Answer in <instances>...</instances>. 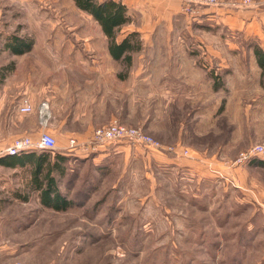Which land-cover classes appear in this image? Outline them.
Wrapping results in <instances>:
<instances>
[{
	"label": "rangeland",
	"instance_id": "1",
	"mask_svg": "<svg viewBox=\"0 0 264 264\" xmlns=\"http://www.w3.org/2000/svg\"><path fill=\"white\" fill-rule=\"evenodd\" d=\"M61 2L53 0V7ZM202 17L186 15L180 6L178 15L140 34V40L149 57L184 52L200 67L222 73L219 95L213 96L220 107L211 127L204 133L194 129V114L185 104L189 111L171 114L153 135L163 150L132 145L138 155L127 157L121 150L101 162L93 159L95 154L52 151L64 158L62 174L56 170L55 175L71 207L62 212L39 209L38 218L26 227L0 223L1 246L25 251L29 264H264V166L259 164L264 158L235 164L242 152L264 140V75L253 49H264V32L250 36ZM61 18L53 14L52 22H65ZM82 22L96 25L86 13ZM62 34L67 33L53 32V38ZM215 40L233 43L227 44L222 68L205 47ZM234 72L244 77L236 78ZM182 131L195 142L178 143ZM236 137L240 143L231 145ZM121 144L126 143L110 147ZM195 150L210 156L199 174L190 166ZM0 170V187H33L28 169L14 177L10 168Z\"/></svg>",
	"mask_w": 264,
	"mask_h": 264
},
{
	"label": "crops",
	"instance_id": "2",
	"mask_svg": "<svg viewBox=\"0 0 264 264\" xmlns=\"http://www.w3.org/2000/svg\"><path fill=\"white\" fill-rule=\"evenodd\" d=\"M58 1L62 2L53 7V0H0V145L21 136L37 140L43 132H48L56 138V150L61 153L63 149L69 150V139L88 142L96 128L115 121L129 127H142L146 133L155 136L171 114L182 115V112L189 111V107L194 114L190 117L194 129H203L201 132L204 133L205 128L211 127L213 116L220 107L221 101L213 96L219 95L217 91L222 85L217 79H221L222 73L200 67L196 59L184 52L176 55L168 51L169 54L149 57L144 54V43L143 49L131 53L130 63L116 59L110 52L107 36L94 19L86 13L96 25H84L82 15L85 12L76 6L74 0ZM120 1L127 7L132 21L123 27L118 41L132 32L140 35L153 31L162 21L178 15L181 6V0ZM254 1L255 4L246 9L207 7L201 9L202 18L260 37L264 32V0ZM15 12L26 19L16 18ZM53 14L65 22H52ZM136 17L142 23L137 24ZM19 26H22L21 30H17ZM60 30L67 34L54 39L53 32ZM11 35L23 39L29 35L32 48L23 54H14L8 48ZM227 44L233 43L215 40L205 45L217 68L227 64ZM233 76L242 79L244 74L234 72ZM24 99L32 104L33 112H20ZM42 104L49 109L46 110L50 115L46 124ZM185 104H188L187 108ZM184 127L180 125V128ZM183 134L182 131L178 135V143L195 142ZM231 141V145L240 143L237 137ZM227 144V141L223 143L225 148ZM111 145L114 144L101 146L93 153V159L105 161L121 150L127 157L139 154L132 153L133 147L127 144ZM31 151L21 155H29ZM140 155L141 159L148 160V155ZM55 156L56 153L52 152L48 160L54 162ZM223 156L227 157L226 150ZM209 157L195 150L190 160L192 171L199 174ZM30 158L37 160V156L31 155ZM61 161L58 160L59 164ZM0 165L10 168L13 177L15 172L28 169L30 185L33 186L34 165L26 159L17 166ZM39 193L34 187H0V223L26 227L37 219L39 209H48L41 203ZM22 260L26 264L31 262L25 251L0 245V264H15Z\"/></svg>",
	"mask_w": 264,
	"mask_h": 264
},
{
	"label": "trees",
	"instance_id": "3",
	"mask_svg": "<svg viewBox=\"0 0 264 264\" xmlns=\"http://www.w3.org/2000/svg\"><path fill=\"white\" fill-rule=\"evenodd\" d=\"M76 6L89 14L102 28L104 34L109 41V49L111 54L116 59H123L130 63L131 53L137 52L142 49L140 35L137 32H132L126 35L123 39L118 41L121 30L124 26L131 23L132 19L128 14L127 7L120 0H74ZM8 48L14 54H23L32 48L33 42L31 38L23 39L17 35L8 37ZM13 44L10 46V44ZM254 55L257 64L264 75V49L260 46H254ZM264 89V79L261 81ZM29 155L9 156L0 159V163L6 166H17L18 164L30 162L34 165L32 171V183L34 190L40 191L41 203L54 211L62 212L71 207V202L62 193L57 184L55 171L62 174L61 164L59 159L62 158L56 154L55 161L48 160L51 157L52 151L50 150H32ZM38 154V155H36ZM37 156V160L33 161L31 157ZM29 158V159H28ZM47 163V164H46ZM46 164V166H44ZM264 166V161L259 163Z\"/></svg>",
	"mask_w": 264,
	"mask_h": 264
},
{
	"label": "built area",
	"instance_id": "4",
	"mask_svg": "<svg viewBox=\"0 0 264 264\" xmlns=\"http://www.w3.org/2000/svg\"><path fill=\"white\" fill-rule=\"evenodd\" d=\"M255 4L254 0H181L182 12L186 15L198 16L201 8H226V9H246ZM42 116L46 124L50 115L47 114V105L42 104ZM22 113H31L34 108L28 99H24L19 107ZM49 110V109H48ZM126 143L134 146H144L155 150H163V144L152 135L145 132L142 127H129L118 121L106 126L96 128L88 142L80 143L77 139H69L68 149L79 150L82 155H90L99 151L101 146ZM57 149L56 138L43 132L37 140L30 136H21L14 139L11 143L0 145V158L18 156L31 150H50ZM177 152L175 149H171ZM184 154H188L185 150ZM264 158V140L252 144L246 151L242 152L235 161V164H244L254 158ZM207 164V163H206ZM212 168V163L208 164Z\"/></svg>",
	"mask_w": 264,
	"mask_h": 264
}]
</instances>
